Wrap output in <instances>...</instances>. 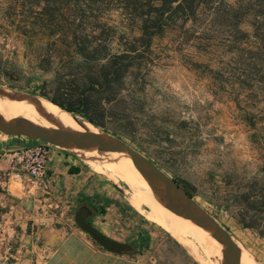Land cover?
I'll return each mask as SVG.
<instances>
[{
    "label": "rangeland",
    "instance_id": "374dc122",
    "mask_svg": "<svg viewBox=\"0 0 264 264\" xmlns=\"http://www.w3.org/2000/svg\"><path fill=\"white\" fill-rule=\"evenodd\" d=\"M46 1L52 6L48 19L80 22L113 50L125 44L120 35L131 26L114 2L0 0V71L16 87L0 78V90L42 99L40 93L53 95L55 78H85L79 59L63 45L62 30L31 28L44 18L39 14ZM135 55L121 98L106 105L107 125L132 137L134 142L117 135L192 194L242 253L264 264V238L238 223L244 213L247 222L264 223V0H215L184 28L164 29ZM50 57L47 66L43 61ZM107 171L128 193L129 206L142 207L145 223L184 247L181 264H196L193 256L210 264L203 229L201 244L175 233L140 201L141 190ZM160 199L184 216L177 204Z\"/></svg>",
    "mask_w": 264,
    "mask_h": 264
},
{
    "label": "crops",
    "instance_id": "0c3cea01",
    "mask_svg": "<svg viewBox=\"0 0 264 264\" xmlns=\"http://www.w3.org/2000/svg\"><path fill=\"white\" fill-rule=\"evenodd\" d=\"M34 142L0 133V264H181L184 247L145 223L142 207L129 206L119 181L86 154L54 148L39 186L2 180L10 153Z\"/></svg>",
    "mask_w": 264,
    "mask_h": 264
},
{
    "label": "trees",
    "instance_id": "16d2710c",
    "mask_svg": "<svg viewBox=\"0 0 264 264\" xmlns=\"http://www.w3.org/2000/svg\"><path fill=\"white\" fill-rule=\"evenodd\" d=\"M98 1L116 3L128 16L127 21L131 27L128 28V34L120 35V39L125 38V44L122 45L120 42L119 47L115 50L111 49L109 41L81 29L78 26L80 22L71 21L67 24L64 19L59 21L48 19L50 15L49 7L52 6H49L47 1L40 8L39 15L44 18L32 23L31 28L62 30L64 32L63 45L65 49L73 52L75 58L79 59L77 65L85 69V78L81 81L76 80L74 77L61 80L55 78L53 80V84H55L52 89L53 95L40 93L39 97L69 112L75 118L100 129L102 132L114 136L119 134L124 139L134 142L128 134L118 133L113 127L107 125L110 117L107 116L106 105L121 98L129 70L138 61V57L135 55L136 49L142 45L149 46L155 38L161 37L164 29L184 28L187 22L194 21L199 16L201 9L204 10L210 7L215 0ZM38 4L40 3L33 5V7L39 9L40 5ZM21 6L20 9L26 7L25 4ZM67 11L71 12L72 10L67 7L65 12ZM43 62L50 66L51 57ZM0 78H5V85L9 88L16 89V87L10 85L9 75L3 70L0 71ZM72 172L77 173L78 169H74ZM187 193L189 192L187 191ZM189 195L193 197L192 194L189 193ZM245 216L244 213L238 219V223L242 228L251 230L260 238H264V223H249L246 221Z\"/></svg>",
    "mask_w": 264,
    "mask_h": 264
},
{
    "label": "water",
    "instance_id": "95a60500",
    "mask_svg": "<svg viewBox=\"0 0 264 264\" xmlns=\"http://www.w3.org/2000/svg\"><path fill=\"white\" fill-rule=\"evenodd\" d=\"M93 128V130L72 135L48 125L32 122L19 125L0 114L1 134L39 140L75 154L81 151H94L129 159L160 198L177 204L186 219L216 239L224 250L227 264H242L240 248L229 232L195 202L185 189L125 140Z\"/></svg>",
    "mask_w": 264,
    "mask_h": 264
},
{
    "label": "bare ground",
    "instance_id": "6f19581e",
    "mask_svg": "<svg viewBox=\"0 0 264 264\" xmlns=\"http://www.w3.org/2000/svg\"><path fill=\"white\" fill-rule=\"evenodd\" d=\"M0 114L19 125H26L28 122L48 125L60 128L72 135L94 129L92 125L75 119L70 113L50 102L35 97L24 98L10 90H0ZM78 154H89L101 167L122 179L123 182H127L130 186L137 187L138 190H141L139 194L140 201L151 210V213L158 220L175 233L191 236L192 239L201 244L202 229L195 226L184 216L175 214L165 207V202L155 194L153 188L142 187L141 189L139 182L147 186L150 185L144 179L140 170L129 159L94 151H81ZM135 175L138 180L135 179ZM203 243L204 252L210 264H227L223 248L206 231H204ZM240 252L242 264H258L246 253H242L241 250Z\"/></svg>",
    "mask_w": 264,
    "mask_h": 264
},
{
    "label": "built area",
    "instance_id": "2783aa9c",
    "mask_svg": "<svg viewBox=\"0 0 264 264\" xmlns=\"http://www.w3.org/2000/svg\"><path fill=\"white\" fill-rule=\"evenodd\" d=\"M54 148L57 147L38 142L13 151L9 155L10 171L3 173L1 179L8 180L15 175L19 179L26 178L33 186L42 185L46 176V166Z\"/></svg>",
    "mask_w": 264,
    "mask_h": 264
}]
</instances>
